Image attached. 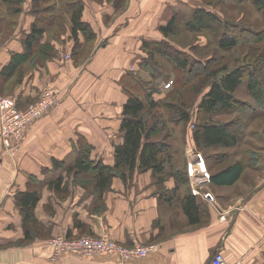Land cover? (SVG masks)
Masks as SVG:
<instances>
[{
  "label": "crops",
  "instance_id": "0c3cea01",
  "mask_svg": "<svg viewBox=\"0 0 264 264\" xmlns=\"http://www.w3.org/2000/svg\"><path fill=\"white\" fill-rule=\"evenodd\" d=\"M109 1L93 7L90 19L84 10V20L92 24L97 35L90 54L78 57L79 53H71L70 42L65 46L54 40L59 55L47 60L38 55L36 65L17 85L22 105L36 98L47 84L59 87L60 94L49 115L32 125L15 154L3 151L0 136V264H208L217 250L224 252L230 264H264V175H256L264 168L248 167L257 171L252 172L256 178L251 181L246 180L251 172L247 167L231 185L205 180L198 184V194L193 193L190 181L191 192L208 208L201 223H191L183 208L186 185L177 187L173 176L158 183L152 170L136 172L126 181L114 176L102 196L94 189L86 193L78 183V192L73 195L59 197L51 189V180L61 176V188L73 186L70 183L76 175L70 165L78 155L79 136L93 144L92 158L115 164V144L124 141L120 131L123 106L134 93L124 84L133 81L132 69L142 67L140 62L147 54L143 41L164 38L161 26L181 1L191 4L189 0ZM122 1L125 3L119 4ZM35 19L34 14H21L15 30L0 41V84L9 80L2 71L13 55L24 52V38ZM6 24L9 22L0 23V34ZM101 41L106 42L101 45ZM68 53L70 58H66ZM191 152L203 156L211 175L224 167L219 164L225 155L210 158L200 151ZM191 152L187 151L188 155ZM237 156V161L241 160ZM187 157L189 163L196 161ZM25 191L39 193L34 213L45 231L29 243L16 244L25 237L18 201ZM105 232L120 243L156 244L157 250L129 259L72 254L51 259L50 236Z\"/></svg>",
  "mask_w": 264,
  "mask_h": 264
},
{
  "label": "trees",
  "instance_id": "16d2710c",
  "mask_svg": "<svg viewBox=\"0 0 264 264\" xmlns=\"http://www.w3.org/2000/svg\"><path fill=\"white\" fill-rule=\"evenodd\" d=\"M3 2H14L17 4L15 11L21 12L23 0H2ZM241 2L242 0H230ZM37 2V0H36ZM259 8L264 9V0H252ZM210 3V2H208ZM32 8V7H31ZM37 6L33 5V9ZM71 17V37L75 41L74 53L78 54L79 47L84 46L81 42V35L86 43L96 38V32L90 22L84 20L85 2L84 0H72L67 5ZM34 13V12H32ZM36 16L30 31L24 38V52L13 55L10 62L2 71L3 77L9 79L18 74L16 81L20 82L26 71L22 70L23 65L34 55H41V60L55 58L59 55L58 49L44 40L46 33L45 23L52 19V15L46 18ZM55 20V16H54ZM52 20L51 24L54 22ZM177 14L173 13L169 21L161 26V31L166 36L177 33ZM189 29L193 31H207L214 36L216 49L232 50L239 44H247L255 55L246 54V58L241 62L230 66L229 63L219 66H212L215 61L221 59H210L206 65L196 63L195 59L186 55L182 50L174 48L166 39L160 41H143V50L146 56L142 58L140 65H158L156 57L168 56L177 68L184 71L185 84H190L196 78V72H204L206 78L202 83L194 85L193 88L199 92L207 83L209 90L199 102V109L207 116L204 121L199 122L193 132V139L196 144L203 149L217 147H231L237 145L242 137L244 123L240 119L228 122H216L212 116L216 112L233 111L235 109L245 112L255 107L252 102L241 100L235 95L236 90L246 82V88L253 96L257 105L264 106V70L256 64L257 57L261 56L264 60V45L260 46L263 39V32L256 31L252 26L243 24L239 21L226 19L218 12L198 6L194 9L191 19L186 22ZM170 46L173 48L170 49ZM250 57L252 58L250 60ZM34 60V66L38 61ZM200 64V65H199ZM195 65V68H191ZM197 65V66H196ZM199 65V66H198ZM194 69V70H193ZM196 70V71H195ZM189 73V74H188ZM189 75L188 78L186 77ZM161 78L163 75L160 76ZM177 84L168 90L164 97H156V87H144V98L135 93H131L124 103L120 131L123 133L124 141L115 144V164L109 165L102 159L92 158L93 145L85 138L79 136L77 142V157L75 162L70 165V171L81 178L86 177L85 173H92L91 184L93 189L102 196L105 190L109 189L114 176H121L125 181L132 179L137 171L152 170L157 177L158 183H163L170 176L177 179V187L186 185V192L183 194V208L191 223H201L208 216V208L198 202L189 188V176L186 171L173 163L174 153L176 152L173 143L170 141L174 132L169 129V124L187 122L191 119V108L185 105L182 95L186 92V86ZM39 96V95H38ZM218 162V161H217ZM59 164V161L55 160ZM170 170L167 171V164ZM246 163L256 166V159L250 158ZM243 161H236L227 164L220 170L212 173L211 181L214 184L235 183L242 175L245 167L249 166ZM72 173V172H71ZM63 178L58 177L51 180V186L56 190H61ZM19 204L23 211V224L25 237L31 239L36 235L37 218L35 217V207L39 201L37 191H25L19 194ZM36 226V227H35ZM38 233V232H37Z\"/></svg>",
  "mask_w": 264,
  "mask_h": 264
},
{
  "label": "rangeland",
  "instance_id": "374dc122",
  "mask_svg": "<svg viewBox=\"0 0 264 264\" xmlns=\"http://www.w3.org/2000/svg\"><path fill=\"white\" fill-rule=\"evenodd\" d=\"M70 1L72 0H37V2L36 0H23V2L21 3L22 4L21 12L15 11L14 8H16L17 4H14V2L8 3V2L0 1V23L4 24L6 23V21L9 22V25L6 24V27H4L5 31L2 30L0 34V41L5 40L9 36V34L15 30L13 28L19 22V16L21 14H23V16L24 15L26 16V15H33L35 13L38 17H42V18H46L52 15L51 21L47 23L44 22L45 28H46V34L44 35V40L49 41L50 44L54 46H55V44L53 43L54 40H56V42L59 44L61 43L60 45H65V46L67 45L66 43L70 42L69 44L72 47L71 53H73L75 41L70 36L71 35V29H70L71 28V17H70L69 12L67 11L68 10L67 5ZM189 1H191V4L188 2L181 1V4L177 6V10L173 11V13L176 12L177 14L176 21L179 26L178 32L171 33L168 36L164 35V38L162 39H166L172 44L174 48H178L182 50V52H184L188 56H191L193 59H195V61L201 60L204 65H206V63L210 59L221 57V59L219 58L220 60L215 61V64L212 65L214 67L219 66L221 64H225V63H229L230 66H232L238 63L240 59H241L240 61L242 62L244 58H246L245 56L246 54H248L249 51H251L249 53L250 56L256 54L255 52H252L251 48L247 44H239L232 50L216 49L214 36L212 34H210L207 31H202V32L193 31L189 29V27L186 25V22L193 17L194 9L196 7L204 6L207 9H211V10L218 12L226 19H230L231 21H239L243 24L250 25L256 31L263 32V35H264V9H259L252 2V0H242L241 2H236V3L230 0H189ZM84 2H85V8H86L85 16L88 19H90L89 13L93 14L94 12L93 7H98V6H101L102 4L104 5V3L106 4L110 1L109 0H85ZM124 3L125 1H122L119 4L123 5ZM33 5L37 6V8L31 11V9L33 8ZM54 16H55V20H54ZM52 20H54V22L51 24ZM97 27H98L97 32H99L100 25L98 24ZM94 31L96 30L94 29ZM62 35L64 37H62ZM263 39H264V36H263ZM149 41H154V40H149ZM103 42H106V41H101L100 42L101 45ZM83 44L85 45L84 46L82 45L78 48L79 49L78 57L79 55L90 54V52L92 51L91 46H93V40L88 41V44L85 42ZM263 45H264V40H262L260 46H263ZM172 46H170V49L173 48ZM71 53H68V54H71ZM81 57L83 58V56ZM35 58H36V55H34L30 60H28L25 63V65H23L22 70L27 72L29 69H31V67L33 68ZM251 59L252 58L250 57V60ZM256 59L257 61H255V63L263 64L259 66L261 67V69L263 68L264 70L263 58L261 56H258ZM156 60L159 62L158 63L159 66L154 65L153 67L152 65H144L139 70L132 69L131 80L133 81L131 83H129L128 81V84L126 82H125L126 84H124L125 86L129 85V87H131V90L135 94L139 95L141 98L145 97L144 96L145 91L143 90L144 87H147V86L156 87L157 91L160 90L159 92L155 93L156 97L159 98V97H164L165 94L168 92V90L172 88L173 86H176L177 84L182 85L183 83H185L184 76L186 75V73H184V71L177 68L175 63L168 56L164 57V56L158 55L156 57ZM196 63L198 64L201 62L196 61ZM193 67L195 68V65H193L191 68ZM188 74L186 76L187 78L189 76ZM161 75H163L162 78L160 77ZM17 76L18 74L9 78V80L7 81L5 80V82H1L0 97L1 96H14L18 98V100L19 98L21 99V96L19 95V93H17V88H18L17 85L19 83L16 81ZM129 78L127 80H129ZM205 78L206 76L204 72L199 71V72H196V78L194 80L192 79V82L190 84L189 83L185 85L183 84L184 86H186V92L184 95H182V98L184 102H186L185 105L188 106V109L191 108L192 117L187 122H180L175 125L172 123L169 124V129L172 130V132H174L170 141L173 143L174 149L176 151L174 153V159H173L172 164H175L176 166L186 171V175L189 176V181H191L190 170H189L190 163L188 162L189 158L187 157L191 153H189L188 155L187 151L188 152L195 151V150L200 151L203 153L204 156H209L210 158H212L211 156H216L220 158L226 157V159L223 160V162L219 164V167L225 166L230 162L231 163L236 162L238 159L237 155H240L239 156V158L241 159L240 161H243L246 163L247 161H249V158H251L250 155L254 154L252 158L253 159L255 158L256 163L262 166L261 168H259L258 167L259 165L253 166L251 165V163L249 164L246 163L249 165L247 166L246 169L249 171L251 170L250 174L247 175L246 180L247 181L254 180L256 177L255 178L253 177L252 172L256 173L257 171L252 170L248 167H255L258 170L264 168V106L261 107L260 105L256 104L255 99L253 98V96L250 95L249 91L246 88V82H244L236 90L235 95L239 97L241 100H245L250 103L252 102V104H254L255 107H252L251 109L245 112H241L238 109H235L233 111H223V112L219 111V112L214 113V115L212 116V119L216 122H228V121H235L239 119L242 122H245L240 142L237 145L231 146L228 148H224V147L207 148V149L200 148L196 144L195 140L193 139V132L195 128L198 126L199 122L207 119L206 118L207 116H205L203 111L199 109L198 105L202 97L209 90L210 85H208L207 83H204V85L202 86L199 92L194 90L193 86L194 85L199 86ZM262 86L264 87V82H262ZM37 99H38V96L36 98H31L30 100H26V101L29 104L30 102H33ZM27 103L25 105H22L19 101L18 102L19 108L22 109L26 107L28 105ZM49 113L50 111L46 113L43 117L49 115ZM35 122H33L27 127L26 131L24 132L23 137L20 138V140L15 141L16 144L14 145V148H11L10 146L7 147L6 145L3 144V151L7 153L8 155L15 154L18 151V148L20 147V145L25 140L27 132H29L30 128L33 127L32 125ZM2 141L4 143L3 139ZM93 150H94V146H93ZM94 159L98 160L101 158H94ZM170 166L171 165L168 163L167 169H166L167 171L171 169ZM258 174L261 176V175H264V172L256 173V175ZM85 176L86 177L84 178H81L82 177L81 174H79L78 176H75V178L71 180L72 183H70V185H73L71 188L69 187L65 188L64 186V188H62L60 191L56 190L55 188H51V189H54V191H56L59 197H62L65 195H73L74 193L78 192V188L76 187L77 185L76 183H78L80 185H83L86 188V193L92 192L93 187L91 184V176L93 175L92 173L87 172L85 173ZM40 224L41 223L38 221L36 235L45 231L44 227ZM24 231H25V228H24ZM83 235H90L93 237H100L102 235H108L111 239H114L112 236L109 235L108 232H105L102 234H94V233H81L80 234L78 233V234H72V235L59 233V234L50 236L49 244L53 248L51 242L62 236L69 237V238H80ZM36 237L38 236H34L32 240L35 239ZM29 241H30L29 239H27L26 237H23V238L18 239L16 241V244H25V243H29Z\"/></svg>",
  "mask_w": 264,
  "mask_h": 264
},
{
  "label": "built area",
  "instance_id": "2783aa9c",
  "mask_svg": "<svg viewBox=\"0 0 264 264\" xmlns=\"http://www.w3.org/2000/svg\"><path fill=\"white\" fill-rule=\"evenodd\" d=\"M71 54H67L66 58H70ZM60 89L51 84L43 86L40 90L38 99L30 102L26 107L19 108L18 98L14 96L0 97V134L4 140V145L14 148L15 141L23 137L27 127L36 120L43 117L46 113L59 101ZM190 158L196 160L190 162V177L193 182L192 191L195 194L200 193L198 184L208 180L211 175L206 167L203 156L199 152H191ZM222 218L225 216L222 215ZM53 255L52 260H59L65 254L76 256H117L121 259H129L132 257H144L149 253L157 250L156 244L144 245L135 243L131 246L122 244L115 239H111L108 235L93 237L83 235L80 238L60 237L52 242ZM208 264H230L225 257L224 252L217 250L209 260Z\"/></svg>",
  "mask_w": 264,
  "mask_h": 264
}]
</instances>
